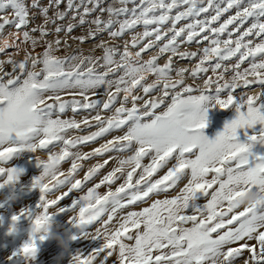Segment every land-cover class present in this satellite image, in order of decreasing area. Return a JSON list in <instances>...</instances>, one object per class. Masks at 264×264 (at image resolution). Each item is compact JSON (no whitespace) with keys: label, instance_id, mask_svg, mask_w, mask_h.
I'll return each mask as SVG.
<instances>
[{"label":"snow or ice","instance_id":"obj_1","mask_svg":"<svg viewBox=\"0 0 264 264\" xmlns=\"http://www.w3.org/2000/svg\"><path fill=\"white\" fill-rule=\"evenodd\" d=\"M62 3L0 0V13H13L12 19L0 20V34L13 25L18 40L13 44L5 39L0 53L13 47L19 52L20 45L25 51L20 60L15 53L8 56L10 71L0 61V189L17 183L23 172L9 163L14 157L24 151L47 152L45 158L35 157L43 165L31 184L41 193L39 202L10 217L9 235L19 230L22 219L29 221L28 239L12 253V264H35L37 242L49 239L54 217L68 212L75 213L68 218L72 227L86 229L97 221L101 225L95 234H81L99 244L87 254L71 255L69 264H264V155L252 152L255 143L264 145V128L248 137L250 143L237 138L238 129L264 125V0H112L107 6L105 0H66L65 10L49 18L53 6L59 9ZM30 8L42 13L45 24L23 30ZM73 13L71 20L78 23L65 25ZM49 23L57 37L89 25L84 35L74 38L81 44L101 33L109 40L131 34V40L122 45L102 41L96 46L99 56L94 49L61 57L65 41L46 39L52 34ZM138 26L143 31L132 34ZM37 32L39 36L33 35ZM193 41L207 44L181 51ZM151 49L157 55L144 60ZM162 58L166 62L160 64ZM186 58L198 63L176 67L177 59ZM233 58L228 66L225 62ZM245 62L248 67H242ZM209 71L214 75L207 76ZM186 78L202 80V85H189ZM251 84L262 88L259 95L248 90L236 94ZM101 88L104 98H92ZM216 106L234 107L237 115L210 140L203 130L208 107ZM67 110L71 118H63ZM80 110L95 115L78 121ZM82 125L97 130L70 135L82 131ZM112 132L121 134L90 153L73 151ZM113 150L128 154L84 194L60 206L109 163L104 160L77 179L81 162ZM66 160L71 161L67 173L61 170ZM119 180L123 182L113 190ZM101 187L107 191L100 193ZM62 188L66 191L60 192ZM170 191L175 195L169 196ZM249 193L261 198L242 203ZM197 194L206 201L199 208ZM138 202L146 206L121 214ZM60 238L67 247L80 237L66 231ZM244 251L250 253L248 260Z\"/></svg>","mask_w":264,"mask_h":264},{"label":"rangeland","instance_id":"obj_2","mask_svg":"<svg viewBox=\"0 0 264 264\" xmlns=\"http://www.w3.org/2000/svg\"><path fill=\"white\" fill-rule=\"evenodd\" d=\"M31 2V0H30ZM78 2V0H77ZM112 0H105V6L107 4L111 3ZM49 3V0H41L42 6H47ZM132 5H129L131 7ZM66 8V0L65 3H62L59 7V9H56L55 6H53L52 10L49 12V18H52L55 16L56 11H64ZM234 12V10H233ZM233 12L226 13L224 17L221 18V22L223 19H226L228 15L233 14ZM70 14L69 18L63 21V23L66 25L69 22L78 23V21H72ZM95 15H99V13H96ZM13 13L11 11H8L6 13H0V20L3 19H12ZM94 16L86 17V19H93ZM105 19L107 18L105 14ZM251 21H249L250 23ZM59 24L60 21H57ZM184 23V22H182ZM45 24V20L43 18L42 13L35 8H30V22L27 25V27L23 30H31L34 27L43 26ZM217 26V25H214ZM49 31L52 33L46 37L48 41H54L57 38H59L62 41H65L61 45V51L58 53L61 57L74 54L77 50H81L85 54L89 53L90 51L96 49V46L101 43L102 41H107L109 44H120L122 45L125 41L131 40V34H125L121 39L119 40H109L107 33H101L99 34L95 39H88L84 43H78L75 37H79L84 35L89 25H83L76 27L73 32L68 35L64 32L59 34V37H57L54 33V27L55 25L48 24L47 25ZM247 27V25H245ZM143 31V28L141 26H138L132 34L140 33ZM7 35L8 37H11L12 40L17 41L16 39V29L13 25L6 26V28L3 30V33L0 34V36ZM33 35L39 36V33H33ZM223 38H226V34ZM207 41L197 44L195 41H193L191 44H184L181 46V51L184 52H192L197 51L199 48H203L206 46ZM69 45H71L69 47ZM0 46L2 44L0 43ZM37 52L42 51V48H37ZM132 51H136V49H132ZM15 53V59L20 60L23 59L25 55L24 51V45H20V51L17 52L16 48H8L5 50L4 53H0V61H4V68L8 71L11 70V66L6 63L8 56ZM101 53L98 49L95 50V55L99 56ZM157 55V51L155 49H151L148 52L143 54V59L147 60L151 56ZM160 64H163L166 62V58H162L160 61ZM235 62V58H233L230 62H225L228 66L231 65V63ZM198 63V60L193 59H184L179 60L177 59L176 67L178 68H194L195 64ZM242 67H248V63L245 62V64ZM174 75V74H173ZM214 74L209 71L207 73V76H213ZM111 78V77H110ZM251 79V78H250ZM149 83L153 82V78L149 77ZM186 83L189 85L196 84V85H202V80H192L190 78H186ZM248 90L250 94H256L259 95L262 91V88L258 84H251L247 86V89L245 88H238L236 91V94L239 95L240 93ZM104 89L101 88L97 90L98 95L96 97L92 98H104ZM139 94V93H137ZM209 95H215V93H209ZM209 105L212 103L211 100L208 102ZM246 110L242 108V111ZM103 115H108V113H102ZM71 110H67L64 114L63 118H71L72 117ZM95 115V112L92 111L89 113V111L80 110L75 115V119L82 120L85 117H88L91 119V116ZM236 112L234 107H229L228 109H221L219 106L216 107H208L207 111V127L203 130L204 134L210 139L213 140L216 138V135L223 131L224 125L226 122H230L232 119L236 117ZM264 128V125L256 124L253 126V128H242L237 130V138L238 141L241 143H250L248 137L259 134L260 130ZM82 131H75L70 133V135H88L91 132L96 131V127H84L82 125ZM121 134L120 132H112L109 134H106L102 137L97 138L95 141H90L87 144L78 145L77 149H74L73 151H81L83 153H90L93 149L100 147L102 144L106 143L107 140L111 139L115 135ZM57 149H53V151H56ZM252 152L257 155H264V145L260 143H255L252 147ZM128 153H121L117 152L115 150L111 152H107L102 156H95L90 158L87 161H82V168L78 172V175L76 176L77 179H82L85 172L92 166L96 164H102L104 160H108L109 163L100 169V171L97 173L95 177L89 182H87L84 187L81 190H74L68 197L64 198L60 202V206H67L70 204L72 199L78 198L80 195L84 194L86 192L88 187H91L93 184L97 183L104 175H106L108 172H110L114 167L117 166V160L120 157H123L127 155ZM47 155V152L44 150H38L35 154L24 151L20 153L17 157H14L9 163L12 166H15L16 168L23 169L22 174L19 177V181L15 183L14 185H7L4 188L0 189V218H2V222H0V264H12L11 256L12 253L22 245L23 242H25L28 239V231H29V221L27 219H22L19 230L11 235L8 234V229L11 225L10 217L14 214H17L21 209L25 208H35L37 203L40 199V191L39 189L32 188L31 184L32 181L38 177L42 171H43V165L38 164L35 157L45 158ZM148 161L145 160V163ZM71 161L66 160L62 163L61 170L67 173L68 169L70 168ZM166 171V169L161 170L159 175H162L163 172ZM122 180L117 181L112 185V189L114 190L120 183H122ZM185 181H181V186L183 185ZM66 191V188H62L60 192ZM107 191L106 187H101L99 189L100 193H104ZM60 192H56L55 195H60ZM169 196L175 195L174 191H170L168 193ZM49 198H53L50 196ZM153 199L156 198H163L162 195L156 196L153 195ZM14 201V202H12ZM205 197L203 194H197L196 200H195V206L197 208L202 207L205 203ZM146 205L142 202H138L134 206L126 207L122 210L121 214L127 213L128 211L132 210H140L141 208L145 207ZM192 210V204L190 203L189 211ZM50 211H56L55 208L51 209ZM72 215H75L74 212H68L66 214H60L56 217H54V221L52 224V232L50 233V238L46 239L43 242H37L39 247V254L38 258L35 262V264H69V258L71 255L77 253V252H83V253H89L91 249L95 248L99 241H97L95 238H89L87 236H81L83 232L95 234L97 228H99L100 221H97L96 223L90 225L86 229H79L76 227H72L68 224V218ZM105 217H102L101 219H105ZM68 232L70 234L77 235L78 239H73L70 241L69 245L65 247V245L61 241V236L65 234V232ZM253 246L255 247V242H252ZM250 257V253L247 251H244L243 258L244 260H248ZM111 264V262H109ZM235 264H242V261L237 260Z\"/></svg>","mask_w":264,"mask_h":264},{"label":"clouds","instance_id":"obj_3","mask_svg":"<svg viewBox=\"0 0 264 264\" xmlns=\"http://www.w3.org/2000/svg\"><path fill=\"white\" fill-rule=\"evenodd\" d=\"M261 198V194L258 193H249L244 200L242 201V203H247V204H253L257 199ZM14 202V201H12Z\"/></svg>","mask_w":264,"mask_h":264},{"label":"bare ground","instance_id":"obj_4","mask_svg":"<svg viewBox=\"0 0 264 264\" xmlns=\"http://www.w3.org/2000/svg\"><path fill=\"white\" fill-rule=\"evenodd\" d=\"M5 39H7L8 41H10L13 44L18 43L17 41L12 40V38L11 37H8L7 35L0 36V43L3 44V41Z\"/></svg>","mask_w":264,"mask_h":264}]
</instances>
